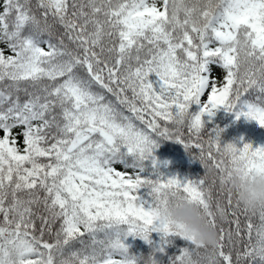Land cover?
<instances>
[{"label":"snow or ice","instance_id":"snow-or-ice-1","mask_svg":"<svg viewBox=\"0 0 264 264\" xmlns=\"http://www.w3.org/2000/svg\"><path fill=\"white\" fill-rule=\"evenodd\" d=\"M185 5L0 0V264H159L169 236L191 245L172 264H198L201 248L208 264H234L223 223L243 240L241 213L247 243L235 264H264V208L233 204L221 187L234 167L264 173V146L222 143L218 128L205 139L203 119L222 107L264 127V0H216L202 23ZM161 140L195 149L204 174L164 178L154 156ZM148 160L155 172L145 176ZM217 182L226 205L213 203ZM181 202L218 230L210 252L161 216ZM153 232L161 246L146 260L129 253L128 236L151 244Z\"/></svg>","mask_w":264,"mask_h":264},{"label":"trees","instance_id":"trees-1","mask_svg":"<svg viewBox=\"0 0 264 264\" xmlns=\"http://www.w3.org/2000/svg\"><path fill=\"white\" fill-rule=\"evenodd\" d=\"M62 31V29H60ZM4 45L0 44V48H3ZM214 67H218L217 65H213ZM150 79L155 80L156 77L150 76ZM3 85H0L2 87ZM99 91V89H97ZM109 100H113L114 98L110 94H106ZM130 95V93H129ZM259 95L256 91H250L246 94V98L249 100H255V97ZM204 99V97L202 98ZM200 106L192 105L190 111L198 112ZM125 115H131L126 109H121ZM205 121V139H207V133H211L215 135L214 129H222L221 132V142L222 143H234L238 147H241L243 143H251L253 147L264 146V127L260 126L255 120H249L244 116L239 117L237 119L235 112L225 111L224 108H219L216 110L215 114L211 117L207 115L203 117ZM137 126H141L138 121L135 122ZM19 131V130H17ZM185 138L187 139V133L185 134ZM198 153L195 149L185 150L183 144L177 143L171 140H161L159 141V147L154 149V156L159 162V173L164 177H172L177 176L181 179H197L198 177L204 174V168L201 165L198 159L194 157L197 156ZM114 167L120 171H128L131 173L133 170L128 168L125 169L121 164H115ZM144 172L142 175L148 176L155 172V169L152 166L151 160L144 162ZM214 175L208 174L209 184L211 183V179ZM140 195L144 198L146 196V190L141 189ZM213 203L217 199H221V203L226 205V197L221 198L219 192V184L217 182V186L213 188ZM233 204H235V200L233 198ZM251 215V214H249ZM241 221V229L243 240H238L235 236V224L223 223V227L227 231L228 229L233 230V241L236 242L234 247H226L225 251L231 250L233 252V260L235 264V252L243 251L245 244L247 243V236L244 235V226L247 222V218L244 214H240L239 216ZM229 219H233L229 215ZM252 223L254 225H259V217L258 213L256 216H252ZM219 234L217 230V235ZM87 239V238H86ZM149 239L152 243H148L140 237L137 236H128L124 243L129 248V253L136 256H143V260H146L147 257L153 253L155 248L161 246V234L160 233H151ZM253 239H255V231L253 232ZM167 242L163 244L164 251L156 252L155 258L159 262V264H172V261L175 257L181 254V250L187 247H190V242L183 239L180 236H169L166 238ZM227 245V240L224 241ZM81 246L79 244H75L74 248L78 249ZM211 251V247L208 248V252ZM207 252L205 249L201 248L193 251L192 260L198 262V264H208L206 259ZM119 259V256L114 257ZM252 264H259L258 261H253Z\"/></svg>","mask_w":264,"mask_h":264},{"label":"clouds","instance_id":"clouds-1","mask_svg":"<svg viewBox=\"0 0 264 264\" xmlns=\"http://www.w3.org/2000/svg\"><path fill=\"white\" fill-rule=\"evenodd\" d=\"M186 7L193 9V16L202 23L200 13L209 12L216 7V0H186ZM208 172L216 175L215 169L210 165ZM221 187L226 192H231L235 203L250 212H259L264 208V173L253 171L249 173L242 166L231 169V175L225 174ZM161 216L179 228L185 235L193 237L197 243L211 247L217 240V232L202 218L195 204L181 202L170 205L161 210Z\"/></svg>","mask_w":264,"mask_h":264},{"label":"rangeland","instance_id":"rangeland-1","mask_svg":"<svg viewBox=\"0 0 264 264\" xmlns=\"http://www.w3.org/2000/svg\"><path fill=\"white\" fill-rule=\"evenodd\" d=\"M219 72H220L219 67H214V68H213V76L218 75ZM205 98H206V96L204 97V99H205Z\"/></svg>","mask_w":264,"mask_h":264}]
</instances>
